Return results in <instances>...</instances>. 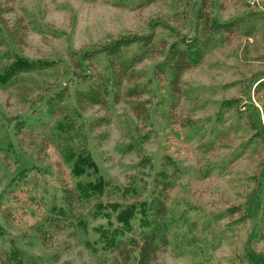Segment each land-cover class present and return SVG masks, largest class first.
Here are the masks:
<instances>
[{"label": "rangeland", "instance_id": "obj_1", "mask_svg": "<svg viewBox=\"0 0 264 264\" xmlns=\"http://www.w3.org/2000/svg\"><path fill=\"white\" fill-rule=\"evenodd\" d=\"M208 4L215 19H239V28L209 46L178 93L155 76L161 58L150 55L136 66L147 115L130 98L107 109L75 106L64 71L71 54L128 33L191 39ZM37 61L59 63L31 68ZM263 81L264 0H0V264H113L110 239L148 225L141 202L161 170L173 175V229L153 264H264ZM62 88L92 164L83 173L75 172L78 138L66 151L52 138L65 134L47 97ZM101 117L108 123L91 130ZM98 177L114 192L130 182L146 191L75 202L85 221L42 239L37 228L65 190Z\"/></svg>", "mask_w": 264, "mask_h": 264}, {"label": "trees", "instance_id": "obj_2", "mask_svg": "<svg viewBox=\"0 0 264 264\" xmlns=\"http://www.w3.org/2000/svg\"><path fill=\"white\" fill-rule=\"evenodd\" d=\"M206 6L207 10L203 11L201 5L197 11L198 32L191 39L182 37L168 42L163 38H156L154 31L148 34L128 33L94 45L79 55L71 54L64 62V71L70 74L69 79L75 84V106L79 110H86L95 105L107 109L123 98H130L132 108L142 116L147 115L143 112L146 110L144 100L141 98L147 93V88L145 84L139 82L142 74L136 70V66L150 55H158L161 58L155 66V76L165 77L171 91L178 93L182 75L198 63L209 46L222 42L227 33H232L239 28V19L221 22L212 15L210 5ZM56 63L59 62L37 61L32 63L31 68H48ZM257 85L258 88L264 87V81ZM66 96L67 88H62L47 97L48 115L62 117L57 119L56 127L65 134V136L53 134L52 138L63 151L69 149L66 144L69 138H71L70 141L78 138L80 146L77 147L79 152L78 159L75 161V172L83 173L92 168V164L84 153L85 139L80 137L81 134L76 128L71 110L73 107L64 103ZM22 123H24L23 120L20 121V124ZM106 123L108 118L101 117L93 121L89 127L92 130ZM172 178L173 175L164 170L155 176L149 200L141 202L144 220L148 221V225L141 228L137 236L129 240L116 236L110 239V249L116 252L113 264H153L158 254L169 244L173 225L172 219L168 216L167 192L173 185ZM95 180L77 183L73 188L65 190L63 204H54L37 228L42 239L49 236V230L67 229L85 221L83 212L74 211L75 202L87 206L92 199L99 198L104 193L110 195L120 191V194L124 196H141L146 191V186H138L130 182L124 190L114 192L115 188L110 181L102 177ZM134 205L135 203H132L127 206L125 211L131 215ZM262 233L264 232L260 231L259 237L264 238ZM134 252L136 257L133 260Z\"/></svg>", "mask_w": 264, "mask_h": 264}]
</instances>
